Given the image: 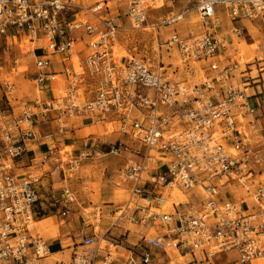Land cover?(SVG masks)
Masks as SVG:
<instances>
[{
	"label": "built area",
	"instance_id": "built-area-1",
	"mask_svg": "<svg viewBox=\"0 0 264 264\" xmlns=\"http://www.w3.org/2000/svg\"><path fill=\"white\" fill-rule=\"evenodd\" d=\"M164 6L178 11L152 25L156 32L192 14L198 32L172 30L143 44L146 61L125 48L128 55L117 57L120 35L149 31L151 12ZM223 16L232 35L244 39L243 26L234 23L264 24V0H0V35L34 44L39 93L58 79L49 71L53 56L72 64L55 96L22 102L17 114L0 107V264H39L48 255L46 240L31 232L40 176L13 175L14 162L27 153L39 122L53 121L63 133L84 116L129 141L106 144L109 153L132 156L119 170L128 197L112 214L150 233L125 264H217L232 252L235 259L224 264L264 257V42L252 61H232ZM197 71L205 75L193 81ZM177 73L185 79L171 78ZM235 74L238 84L230 80ZM3 91L12 95L13 82L4 80ZM91 155L76 157L53 144L41 153V168L62 174L63 215L76 202L71 172ZM174 189L186 202H169L165 190ZM234 189L244 194L235 199ZM100 211L93 208L95 218ZM81 234L84 249L70 264H111L112 249L125 243L108 232Z\"/></svg>",
	"mask_w": 264,
	"mask_h": 264
},
{
	"label": "crops",
	"instance_id": "crops-1",
	"mask_svg": "<svg viewBox=\"0 0 264 264\" xmlns=\"http://www.w3.org/2000/svg\"><path fill=\"white\" fill-rule=\"evenodd\" d=\"M87 4H90L93 0H83ZM122 8V5L119 4ZM166 9L167 15L173 14L178 11V7L172 6H164L156 11L151 12L150 14V24L151 28L149 31H136L140 33V43L141 44H153L154 40L158 38V40L163 41L167 38L168 34L172 30L178 31L180 34V24L175 23L168 27H160L158 32L155 31L152 25L157 24L162 18L166 15H162L160 12ZM192 15L185 17L191 18ZM72 18V17H71ZM69 18V19H71ZM197 18V17H196ZM181 22V21H180ZM236 26H246L247 29L257 30L264 27V24L260 20L256 21H248V20H241L234 23ZM190 27V23H188ZM192 31V30H191ZM222 33L226 34V38L228 41V51L230 47L235 46L236 39L244 42L248 48L249 46H253L258 43L264 42V40H253L252 42L247 43L246 39L236 38L231 33V24L229 20L223 16V28L220 30ZM158 34V35H157ZM187 35V34H182ZM28 48L25 51V46ZM4 46V62L8 61V65L11 66L10 71L7 72L8 75L15 73L14 77L17 75H21L18 77L19 79H23L26 76V71L17 72V66L19 58H11L10 54L13 48L16 46L23 52H28V56L32 57L33 59V78L35 76V59L34 56L29 50H31L34 46L32 42H30L26 37L22 35L13 36L9 34L8 36L0 35V45ZM241 44V43H240ZM14 48V49H15ZM223 51V50H222ZM251 50H249L250 52ZM255 51V50H254ZM253 51V52H254ZM86 51L84 50L82 53H78L79 59H82L85 55ZM229 53V52H228ZM235 56L231 57V60L240 62V58H236ZM35 54H40V51L37 50ZM231 54V53H229ZM256 54V51H255ZM117 55L119 57L127 56L128 53L126 50L119 45ZM251 55V52H250ZM12 60V63L10 61ZM70 61H65L61 56L55 55L52 57V64L50 66L49 71L58 74L57 81L53 83H48L45 85L42 92H38L36 86L32 88L34 94L31 96L30 99L22 100L21 97L16 96L15 92L12 95L5 94L3 91V83L4 80H9L6 76H3V69L4 66L1 64L0 58V107H8L14 113H18L20 110V106L22 102H29L32 103L37 96H41L42 98H49L55 96L58 91V87H62L65 82L66 78L64 76V70L68 67H71ZM203 71H197L196 75L192 78L193 81L199 80L205 74ZM253 75L256 74L254 70L252 72ZM9 77V76H8ZM13 77V76H12ZM17 78V80H18ZM185 79L183 75H178V77H173V79ZM15 80V78H14ZM12 80L15 91H17V81ZM26 80V79H25ZM33 80V79H32ZM234 84H238L240 79L237 74L230 79ZM34 82V81H33ZM116 134L114 142H127L121 139L126 137L118 134L116 131L113 130L112 126H109L105 122H96L89 116H84L80 118H76L70 122V127L63 133H59L57 130V125L53 121H43L39 122V124L35 128V136L33 139L29 141L28 144V151L25 153L21 158L17 159L14 162V166L12 174L22 178L25 175L30 173L37 174L40 176V181L36 186L37 191V201L34 204V224L31 227V232L36 233L39 236L43 237L47 243V250L48 255L39 260V264H70L74 258V254L76 251H80L84 249L82 246L83 235L81 234V230H84L85 235L90 234H97L98 237L101 234V231L97 229L101 225H104L101 229H104V233L108 232L111 238L115 239H123L125 241L124 245L117 246L112 249V263L111 264H125L127 257L130 256L132 252L138 251L136 248L137 244L139 243L143 234L150 233V230L145 229L143 226L139 224H132L127 220H120L116 221L115 217L113 216L112 212L115 210L120 204H114L113 202H107L104 206H102L99 218H95V215L92 214L93 223L85 224V220L83 219L82 223L79 221V218L76 216V213L73 212L72 208L74 204L68 205L69 212L66 215L62 214V211L65 209V203L61 197V190L64 186V182L62 180L61 173H49L47 171V167L44 166L41 168L39 162L41 160V153L47 149L50 144L55 145L58 149H65L67 147H72L70 153L73 156L78 157L81 152L84 151H92L94 156H106V155H114L122 157L121 155H115L109 153L107 143H111L107 136L109 134ZM113 143V142H112ZM98 145V147H97ZM127 154V153H126ZM127 160V159H126ZM126 160L123 165L120 166L117 172V179L118 184L121 185L123 188V192L127 194V185L123 184L119 180V170L125 165ZM155 166H152L154 168ZM72 188V187H71ZM244 193L240 190L234 189V198L239 199ZM120 200L124 197V194H121ZM165 196L168 198L169 202H180L177 201L176 196H174V192H170L169 190H165ZM184 197H186L184 195ZM117 198V196H116ZM187 198V197H186ZM186 198L181 199L182 202H186ZM189 200V199H188ZM102 222L99 224V222ZM104 220V221H103ZM160 231L161 229L158 228ZM101 248H105L102 244ZM155 253V251L153 250ZM103 250L101 254H103ZM155 264L157 262L155 261Z\"/></svg>",
	"mask_w": 264,
	"mask_h": 264
},
{
	"label": "rangeland",
	"instance_id": "rangeland-1",
	"mask_svg": "<svg viewBox=\"0 0 264 264\" xmlns=\"http://www.w3.org/2000/svg\"><path fill=\"white\" fill-rule=\"evenodd\" d=\"M220 9L223 10V7H220ZM160 13L162 15H167V10L163 9ZM179 23H181L179 29L181 34L188 35L191 32L196 33L199 30L198 19L196 18L195 14H192L191 18L183 19V21ZM188 23H190V27ZM247 27V24L246 26H243V36L245 37L247 43L257 39L264 40V27L257 30L247 29ZM140 40V33L132 31L130 29H127L120 35V43L122 47L129 51V54H132L135 57H141L146 61L145 58L147 56L142 47L143 44L140 43ZM24 46V50L27 51L28 48L26 47L25 43ZM241 46L248 47L244 42L236 39L235 46L229 48V53H231L232 56H235L234 53L238 52L236 54V58H240V62L242 63L252 61L255 56L254 50L256 44L253 46H249L248 48L249 50H251V55H247V53L243 55V53L241 52ZM14 48L11 51L10 56L12 59L16 57L19 58L17 72L26 71V76H24L23 79H19L18 77H20L21 75H17V77H14V72H12L13 74H11V77L7 74V72L10 71L11 66L8 65V61L4 62L3 60L5 54L4 46L1 44L0 58L1 64L4 66L3 76H6L10 81L14 80L15 78L14 81H17V91H15L16 96L21 97L22 100H28L34 94L32 88L35 86V83L32 80L33 59L32 57L28 56V52H23L24 50L21 51L17 46L15 49ZM152 61L153 60L150 58L149 62ZM10 62L12 63V60ZM178 75L180 74L177 73L175 75H172L171 78H177ZM116 136L117 135L115 133L109 134L107 136V139L112 143L114 142ZM121 140L129 142L125 138ZM135 145L137 146L136 143H134V146ZM65 150L70 152L72 150V147H67L65 148ZM131 157L132 156L130 154L126 153H123L122 157L114 155L94 156V153L92 152L91 156L83 158L79 162V165L76 167V169L71 172V179L69 180V185L72 187L73 191L76 194V202L72 210L74 213H76V216L79 218V221L81 223L83 222V219L85 220L84 223L86 225L93 223L92 214L93 208L95 206L102 208V206H104L107 202H113L114 204L118 205L127 199V194L124 193L125 191L123 192V188H121V185H119L117 182V172L120 166L124 164L125 160ZM118 192L124 194V197L121 200L116 198L117 194H119ZM176 195H180V193L178 191H175L174 196ZM100 215H102V213ZM101 222L102 220L99 222V224ZM102 227H104V225H101V228ZM101 228L99 227L97 229L98 231H101V234L99 236L100 238L105 234L104 229ZM102 244L105 245V242H102ZM234 259L235 254L234 252H232L228 255H221L217 259L216 263L224 264ZM257 261L255 262V264H264V258H261Z\"/></svg>",
	"mask_w": 264,
	"mask_h": 264
},
{
	"label": "bare ground",
	"instance_id": "bare-ground-1",
	"mask_svg": "<svg viewBox=\"0 0 264 264\" xmlns=\"http://www.w3.org/2000/svg\"><path fill=\"white\" fill-rule=\"evenodd\" d=\"M179 18V17H178ZM118 48H119V44H117L115 47H114V50H115V55L117 56V57H119L118 55H117V52H118ZM252 48V47H251ZM241 52L243 53V55L244 54H246L247 53V55L248 54H250V52H249V49H248V47H244V46H241ZM175 191H177L176 189H174V192ZM119 194H117V199H119V198H121L122 196H121V193L120 192H118ZM176 198H177V201H181V199L183 200V198H185L182 194H180V195H176ZM141 204H143V202H141ZM170 205V204H169ZM34 224V223H33ZM264 258V257H263ZM258 260H260V259H258ZM257 261V260H256ZM258 262V261H257ZM262 263V262H261Z\"/></svg>",
	"mask_w": 264,
	"mask_h": 264
}]
</instances>
